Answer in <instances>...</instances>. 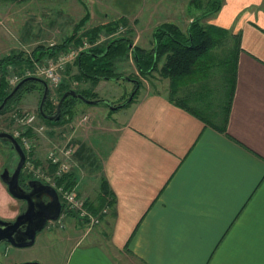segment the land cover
Here are the masks:
<instances>
[{
	"label": "crops",
	"instance_id": "crops-1",
	"mask_svg": "<svg viewBox=\"0 0 264 264\" xmlns=\"http://www.w3.org/2000/svg\"><path fill=\"white\" fill-rule=\"evenodd\" d=\"M33 3L41 5L34 8L29 5ZM52 3H57L56 10ZM100 4L0 0V59L22 52L43 62L90 35H104L98 47L124 37L131 40V47L109 61L114 62V73L133 75V48H141V54L149 51L155 29L164 23L176 26V35L188 48L192 21L206 28L211 38L206 46L193 49L190 69L173 78L159 73L167 81L154 90H139L124 77L109 78L133 83L136 92L129 103L127 90L105 99L95 87L108 78H91L80 71V65L87 69L97 58L79 53L65 62L61 84L53 98L48 97L52 102L58 92L74 89L117 108L71 101L66 108L71 118L43 123L53 143L74 149L69 176L88 211L99 214L108 207L88 232L74 213L66 214L59 228L70 245L59 264H264V0H218L212 9L197 7L194 0H141L139 12L137 6L133 13L123 10L109 23ZM14 7L19 16L57 12L43 24L47 43L38 39L28 46L17 40L11 31L20 18H10ZM62 42L64 49L53 56L43 48L37 59L30 55L38 45ZM123 57L127 62L116 65ZM164 61L162 57L159 67ZM14 66L19 67L8 66V76L19 74ZM84 114L89 121L79 127ZM96 135L102 137L98 148L91 143ZM39 139L38 135L32 161L52 174L54 168L46 160L51 145L41 154L36 151ZM6 146L0 144V173L13 169L10 162L16 153L10 147L5 151ZM25 205L0 178V218L13 220ZM11 252L4 264L32 259Z\"/></svg>",
	"mask_w": 264,
	"mask_h": 264
},
{
	"label": "rangeland",
	"instance_id": "rangeland-1",
	"mask_svg": "<svg viewBox=\"0 0 264 264\" xmlns=\"http://www.w3.org/2000/svg\"><path fill=\"white\" fill-rule=\"evenodd\" d=\"M101 2L100 5H97L100 8V12L102 15L108 18V21H105L107 23L111 22L112 18L115 16L118 17V14L120 12H123V10H131L132 8H135L136 6V12H139L141 9V0H98ZM195 4L197 7L201 8H208L212 9L217 5L218 0H211L208 2V0H194ZM39 3H33L29 4L32 5L33 7L38 5ZM55 5V10L57 9V3H52ZM140 4V5H139ZM41 5V4H39ZM139 5V6H138ZM96 6V8H97ZM195 6V5H193ZM35 8V7H34ZM38 8L37 10H39ZM51 11L48 12L46 15L42 14L41 11L37 12H32V13H27L26 16L24 15H17L16 8L11 12V17H18V22L14 25L12 24L11 31L14 34V36L17 38V40L23 44V45H30V42L33 40H41L42 42H46V37H42L43 33V24H49V20L51 18H55L54 15L57 13L56 11ZM198 10V9H197ZM134 12V9H132L131 13ZM158 12V11H157ZM160 13V12H159ZM101 27V26H100ZM105 28V27H102ZM113 37V36H111ZM125 62V57L119 58L116 61V65L122 64L124 65ZM132 67H130L131 71H134V75L139 79V85L140 89L141 87H146L149 90H154L155 86H160V84L165 85L164 81H167V79L161 78L159 75L158 71H153L151 72V77L149 78H144L147 75H143L140 71V69L137 67V65H134V63L131 64ZM125 75H132L131 72L129 73L128 71L125 73ZM149 75V74H148ZM133 76V75H132ZM128 77V76H127ZM130 78V77H129ZM29 87L28 88H23L21 89L16 96L13 98L11 102H9L6 107L0 111V126L2 127L3 130L5 131H10L11 126H10V113L15 110V109H22L24 111H33L35 112L36 116H38V119L40 123L38 124H51V123H58V122H51L48 121L44 118H42L38 114V103L41 97V88L40 85L36 82H28L26 85ZM97 92H99V95L107 98H116L120 96L121 94L124 93L125 90L127 97L130 96L132 93L134 87L133 83L131 81L125 80V79H120V80H104V82H101L97 87ZM51 91V90H50ZM107 97V98H106ZM50 99V98H48ZM46 101V108L47 110H52L54 105H56L57 101L50 102ZM98 99V98H97ZM74 101H78V103H81L86 106V104L80 100V99H74ZM121 101V100H120ZM126 101L123 100L119 104H124ZM102 104H100L101 106ZM104 107V106H103ZM125 107L122 106L118 108L114 113L117 111H122ZM119 113V112H118ZM117 114H114L112 117H116ZM42 122V123H41ZM79 127H84L79 126ZM38 136V135H37ZM39 145L36 149V151H40L41 154H45L47 148L51 145V142L53 143L52 137H50L47 133H41L39 134ZM91 143L95 148H98V141L102 140V137L97 136L91 139ZM42 141H44L42 143ZM5 143L3 140H0V144ZM7 145V144H6ZM36 148V147H35ZM4 151V150H3ZM5 151H11L9 148V145L6 146ZM35 151V150H34ZM15 156L12 157L11 162H10V167L14 168L18 157L16 154ZM41 156V155H40ZM24 169L21 170V173H23ZM60 197V196H59ZM66 220H63V223H65ZM60 222L58 219L56 220H51L48 221L47 224L44 226V228L36 235L35 241L31 246L24 247V248H15L14 246H11L7 243H2L0 244V261L4 264L6 260V255H10L12 252L11 251H16L18 255L24 258H32L29 259L28 261H37L41 264H59L61 261H63L64 257L67 254L70 242L67 241L66 239H62L61 235L63 232H61V229L59 228ZM95 227H92L91 230H93ZM86 230V227L84 228ZM90 230V231H91ZM6 247H9V251L6 249ZM34 258V259H33ZM28 261H22V262H28ZM21 262V263H22Z\"/></svg>",
	"mask_w": 264,
	"mask_h": 264
},
{
	"label": "trees",
	"instance_id": "trees-1",
	"mask_svg": "<svg viewBox=\"0 0 264 264\" xmlns=\"http://www.w3.org/2000/svg\"><path fill=\"white\" fill-rule=\"evenodd\" d=\"M194 30H196L195 34L197 35V37L194 34ZM176 31L177 29L175 25L170 24V23H164L155 29L153 46L149 51H145L141 54V48L139 47L133 48V56L135 58L136 65L144 76L150 74L153 71H158L161 75L168 77V78H173L176 75H181V73H183L185 70L190 69L192 66V63L194 62L193 52H192L193 49H197L196 46H201V47L206 46L207 44L206 42L210 40L211 38L206 28H202L196 21H192L190 25V31H191L190 36L192 37L189 39L191 40L190 42L192 44H191V48H188L184 44L183 41H180L179 36L176 35ZM94 37L95 35H90V36H87L86 38L89 40H92L94 39ZM196 38H198L197 41H195ZM71 39H73V37H71ZM71 39L68 40L67 42H70ZM65 44L66 42H62L58 45H47V46L43 44L38 45L33 49L30 55H32L34 59H37L39 50L43 48L47 50L50 56H53L55 55V53H57V51L64 49ZM181 45L183 47L182 49H181ZM127 47L129 48L131 47V40L126 39L124 37H120L117 39L107 41L106 43H104L102 47L95 46V47H92L90 49H86L80 52L79 54L80 56L87 55L88 57H91V58L93 57L97 58V61L93 62L87 69H85L82 65H80V71L84 73L86 76L91 77V78H105V79L108 78L109 79V78L125 77V74L120 75V74L114 73V69H113L114 62L109 61V60H111V58L115 57L116 55L122 54L124 52L126 53ZM162 57L165 58V61L163 65L159 67L158 63L160 62V59ZM16 64L19 65V67L14 66V71H19V74H21V78H22L23 76L22 70L24 69L22 67H31V59L29 56L23 54L22 52H18L15 54H9L3 57L2 59H0V103L2 99L10 92V90L13 87V86L7 85V77H8V71H9L8 66L16 65ZM127 76L128 78L130 77V79L137 80L138 86H140L139 79L134 74L133 76L126 75V77ZM28 82L38 83L40 85L41 93H42L43 88L40 82L27 81L23 85L20 86V88L15 93V95L7 102V104L13 100V98L16 96V94L21 89L23 88L29 89V87L26 86ZM5 84L7 85L6 89H4ZM66 90H63L60 93L58 92L57 101L60 99V97ZM78 93H81V92H78ZM81 94H83L86 97L84 93H81ZM74 99H77V98L67 96L63 100L62 105H61V119H64L66 115L67 117L69 116L68 118H71V112L70 110L69 111L66 110V108L68 107V103L71 101H74ZM48 101L51 104L52 101L50 99H48ZM130 101H128L127 103H129ZM53 110H55V105L51 111ZM4 142L5 144L9 145L7 141H4ZM70 174H71L70 172L66 174L63 178L59 180V182L60 181L66 182L67 186L73 185L74 180L71 179V177L69 176ZM33 178L34 177L24 172L20 173L21 183H26L27 180L33 179ZM109 202L111 203V201Z\"/></svg>",
	"mask_w": 264,
	"mask_h": 264
},
{
	"label": "built area",
	"instance_id": "built-area-1",
	"mask_svg": "<svg viewBox=\"0 0 264 264\" xmlns=\"http://www.w3.org/2000/svg\"><path fill=\"white\" fill-rule=\"evenodd\" d=\"M105 40L104 35L89 40L87 38L76 46L67 48L66 51L59 53L56 57H49L43 62L31 60V67L23 69V75H36L43 78L49 86V96L53 98L54 91L61 84V73L64 71L65 62L75 57L80 51L98 46ZM21 78V74L12 73L8 76L7 82L9 86H14ZM51 90V91H50ZM37 116L33 111H24L15 109L10 113L11 130L9 131L14 138L18 140L22 146L26 158L23 169L36 180L52 186L58 196H60L61 211L58 221L61 222L67 213H74L76 217L85 225L86 231H90L92 227L101 222V218L108 212V207L100 210L99 214H92L86 206V199L77 194L75 184L66 185V182H59L66 174L71 171L73 166L74 149L68 144L61 146L52 143L46 153V160L53 166L52 174L45 172L41 165H35L32 161L31 153L36 146L37 135L44 133L46 127L43 124L36 123ZM89 121L87 114L82 115L77 126H85Z\"/></svg>",
	"mask_w": 264,
	"mask_h": 264
},
{
	"label": "water",
	"instance_id": "water-1",
	"mask_svg": "<svg viewBox=\"0 0 264 264\" xmlns=\"http://www.w3.org/2000/svg\"><path fill=\"white\" fill-rule=\"evenodd\" d=\"M121 78V77H117ZM131 80L138 85L137 80L124 77ZM27 81H38L42 85V93L38 103V112L41 117L52 122H57L61 117V105L63 100L67 96L79 98L86 103L104 102L109 105V101L105 99H88L83 94L78 93L74 89H68L64 91L60 99L55 105V111L53 114H47L45 112V103L49 94V86L47 82L36 75H27L22 77L10 90V92L2 99L0 103V111L6 107L7 102L15 95L17 90ZM136 89L132 91L127 99L130 101L135 93ZM110 109L114 110L117 106L109 105ZM0 139L7 141L10 148L16 153L18 160L10 173L8 168H4L0 173L1 180L6 184L8 192L17 199L25 202V208L13 219L3 220L0 218V244L7 243L17 248H23L31 246L36 238V234L45 226L47 221L56 220L61 211V202L59 200L56 190L48 185L44 184L36 179H29L27 186L30 188L26 190L22 187L20 182V173L23 168L26 154L13 135L4 130H0ZM49 197V200L45 201L43 196ZM0 264H3L0 261ZM19 264H41L37 261L22 262Z\"/></svg>",
	"mask_w": 264,
	"mask_h": 264
},
{
	"label": "flooded vegetation",
	"instance_id": "flooded-vegetation-1",
	"mask_svg": "<svg viewBox=\"0 0 264 264\" xmlns=\"http://www.w3.org/2000/svg\"><path fill=\"white\" fill-rule=\"evenodd\" d=\"M45 109V108H44ZM45 112L47 113V114H53L54 113V110L53 111H51V110H47V108L45 109ZM14 169V168H13ZM13 169L12 170H10V173L13 171ZM28 181V180H27ZM27 181H26V183H21V185H22V187L24 188V189H26V190H29L30 188L27 186Z\"/></svg>",
	"mask_w": 264,
	"mask_h": 264
},
{
	"label": "bare ground",
	"instance_id": "bare-ground-1",
	"mask_svg": "<svg viewBox=\"0 0 264 264\" xmlns=\"http://www.w3.org/2000/svg\"><path fill=\"white\" fill-rule=\"evenodd\" d=\"M33 75V74H32Z\"/></svg>",
	"mask_w": 264,
	"mask_h": 264
}]
</instances>
